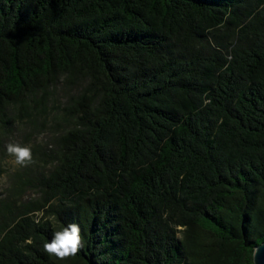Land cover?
<instances>
[{"label":"trees","instance_id":"obj_1","mask_svg":"<svg viewBox=\"0 0 264 264\" xmlns=\"http://www.w3.org/2000/svg\"><path fill=\"white\" fill-rule=\"evenodd\" d=\"M22 124L54 139L0 202V264H254L264 0H0V141Z\"/></svg>","mask_w":264,"mask_h":264},{"label":"rangeland","instance_id":"obj_2","mask_svg":"<svg viewBox=\"0 0 264 264\" xmlns=\"http://www.w3.org/2000/svg\"><path fill=\"white\" fill-rule=\"evenodd\" d=\"M53 139V136L48 135L43 128L32 129L22 124L19 127H15L7 139L0 141V163L4 170L0 177V202L10 197L14 198L12 193V186H14L13 175L21 168L20 165L15 163V158L8 154L7 145L9 143H19L21 145H28L31 148L41 145L43 151L48 152ZM36 197L37 195L32 190L27 189L22 191L15 201L16 203H20Z\"/></svg>","mask_w":264,"mask_h":264},{"label":"clouds","instance_id":"obj_3","mask_svg":"<svg viewBox=\"0 0 264 264\" xmlns=\"http://www.w3.org/2000/svg\"><path fill=\"white\" fill-rule=\"evenodd\" d=\"M7 152L15 158V163L17 165L26 166L32 162V151L31 147L28 145L9 143L7 145ZM36 215L41 217L43 216V212H38ZM36 222L39 223V220ZM82 240L83 238L80 234L79 225L70 223L60 231H56L51 241L46 242L43 247L44 251L50 256H55L59 260H65L77 255L79 250L83 247ZM26 243L31 244L32 240L29 238Z\"/></svg>","mask_w":264,"mask_h":264},{"label":"water","instance_id":"obj_4","mask_svg":"<svg viewBox=\"0 0 264 264\" xmlns=\"http://www.w3.org/2000/svg\"><path fill=\"white\" fill-rule=\"evenodd\" d=\"M254 264H264V243H261L255 248L253 253Z\"/></svg>","mask_w":264,"mask_h":264}]
</instances>
